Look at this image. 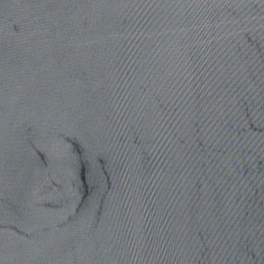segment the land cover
<instances>
[{
	"label": "water",
	"instance_id": "obj_1",
	"mask_svg": "<svg viewBox=\"0 0 264 264\" xmlns=\"http://www.w3.org/2000/svg\"><path fill=\"white\" fill-rule=\"evenodd\" d=\"M0 264H264V0H0Z\"/></svg>",
	"mask_w": 264,
	"mask_h": 264
}]
</instances>
